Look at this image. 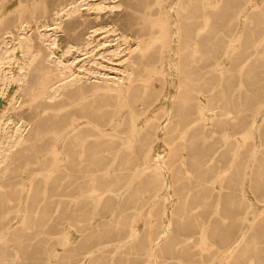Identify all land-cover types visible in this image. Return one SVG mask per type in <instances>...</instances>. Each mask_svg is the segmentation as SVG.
Here are the masks:
<instances>
[{
    "label": "bare ground",
    "instance_id": "obj_1",
    "mask_svg": "<svg viewBox=\"0 0 264 264\" xmlns=\"http://www.w3.org/2000/svg\"><path fill=\"white\" fill-rule=\"evenodd\" d=\"M230 246L264 264V0H21L0 24V264Z\"/></svg>",
    "mask_w": 264,
    "mask_h": 264
},
{
    "label": "rangeland",
    "instance_id": "obj_2",
    "mask_svg": "<svg viewBox=\"0 0 264 264\" xmlns=\"http://www.w3.org/2000/svg\"><path fill=\"white\" fill-rule=\"evenodd\" d=\"M178 0H175V2ZM21 6V0H0V24L3 22L4 18L8 16L9 13L13 12V10H16L17 8H19ZM101 36L99 34L96 35V40L100 39ZM118 56H120L122 58V56H124V52H121L118 54ZM75 66L72 68V70L74 71L72 74H70V77H73L74 75H76L77 72L81 71V65L85 64L88 65L90 62L88 60H86V58L84 56H80L75 60ZM118 63L116 61H107V60H103L102 64L104 67L99 68L98 71L101 72H108L109 74H99L97 75L98 77H102V78H112L113 77V73L116 72V69L114 68L115 64ZM43 86V85H41ZM2 98L4 99L5 97L2 96ZM22 98H18L17 101L21 102ZM64 241H68V239H72V234L71 233H64ZM233 247L230 246L225 253H227L226 255H224L222 257V255L220 257H215V259L213 261H210L208 264H226L227 261L231 258V252H232Z\"/></svg>",
    "mask_w": 264,
    "mask_h": 264
}]
</instances>
